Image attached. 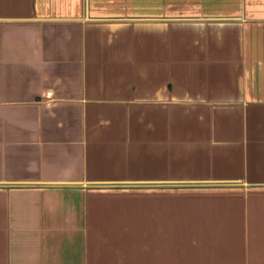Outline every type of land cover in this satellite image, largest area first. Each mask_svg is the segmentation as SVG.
Masks as SVG:
<instances>
[{"label":"crops","instance_id":"0c3cea01","mask_svg":"<svg viewBox=\"0 0 264 264\" xmlns=\"http://www.w3.org/2000/svg\"><path fill=\"white\" fill-rule=\"evenodd\" d=\"M0 264H264V0H0Z\"/></svg>","mask_w":264,"mask_h":264}]
</instances>
